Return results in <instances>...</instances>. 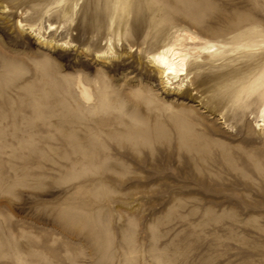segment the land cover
<instances>
[{
	"label": "rangeland",
	"instance_id": "374dc122",
	"mask_svg": "<svg viewBox=\"0 0 264 264\" xmlns=\"http://www.w3.org/2000/svg\"><path fill=\"white\" fill-rule=\"evenodd\" d=\"M259 118L264 0H0V264H264Z\"/></svg>",
	"mask_w": 264,
	"mask_h": 264
},
{
	"label": "bare ground",
	"instance_id": "6f19581e",
	"mask_svg": "<svg viewBox=\"0 0 264 264\" xmlns=\"http://www.w3.org/2000/svg\"><path fill=\"white\" fill-rule=\"evenodd\" d=\"M16 26L22 31L31 33L43 44L55 45L56 43V45L65 47L69 44L68 41L48 40V36H46L45 33L56 29V25L53 23L46 22L45 25L41 23L40 25H35L24 23L22 20L18 19L16 21ZM42 29L43 31H41ZM179 35L187 39L190 43L197 42V37L187 31H182ZM95 54L96 57L104 58L113 54V50L109 44L107 50H100L95 52ZM146 58L149 63L156 68L160 83L165 90L184 93L183 89L186 88L187 81L189 82V80H191L188 79V67L192 62L197 61L198 56L195 55L190 48L182 44L180 39L176 36L173 40L165 42L153 52L147 53ZM76 89L82 100L89 101L91 99L92 95L90 89L82 80L78 79ZM255 123L259 129L264 127L263 118H259Z\"/></svg>",
	"mask_w": 264,
	"mask_h": 264
}]
</instances>
